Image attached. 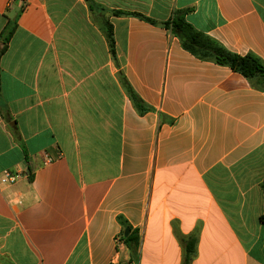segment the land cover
I'll return each mask as SVG.
<instances>
[{
  "label": "crops",
  "instance_id": "0c3cea01",
  "mask_svg": "<svg viewBox=\"0 0 264 264\" xmlns=\"http://www.w3.org/2000/svg\"><path fill=\"white\" fill-rule=\"evenodd\" d=\"M177 11L264 65V0H0V264H182L180 235L264 264V89L183 49Z\"/></svg>",
  "mask_w": 264,
  "mask_h": 264
},
{
  "label": "trees",
  "instance_id": "16d2710c",
  "mask_svg": "<svg viewBox=\"0 0 264 264\" xmlns=\"http://www.w3.org/2000/svg\"><path fill=\"white\" fill-rule=\"evenodd\" d=\"M27 1V0H22ZM118 15H135L141 17L147 21L153 22L149 18H146L139 14H128L125 12H115ZM185 11H177L172 19L165 23L170 27L173 34L180 40V43L186 51L190 52L195 57L202 60L214 61L219 65L230 67L233 71L241 73L251 82L256 84L257 87L264 89V65L254 57H240L236 54L228 52L217 42L207 37L203 33L198 32L190 25L185 18ZM17 19L8 20L4 30L0 34V61L2 56L8 50L10 41L12 40L14 33L17 29ZM106 36L110 45L111 53L116 60V48L115 39L113 33V27L110 23L105 26ZM124 87L129 91V94L134 99L136 104L142 108V104L138 97L134 94L127 79L123 74H120ZM13 133L16 141H20V137L16 127H13ZM262 191L264 195V181L262 182ZM260 221L264 223V211L260 217ZM137 234V233H136ZM128 247L131 249L134 256H137L135 247L139 245V238L132 234L125 239ZM180 242L183 246L184 260L182 264H191L192 257L196 252L197 237L195 235L182 236L180 235Z\"/></svg>",
  "mask_w": 264,
  "mask_h": 264
},
{
  "label": "built area",
  "instance_id": "2783aa9c",
  "mask_svg": "<svg viewBox=\"0 0 264 264\" xmlns=\"http://www.w3.org/2000/svg\"><path fill=\"white\" fill-rule=\"evenodd\" d=\"M43 158L45 164H50L56 160V158L53 157L48 151L43 152ZM22 177L23 174L21 172L5 170L0 174V182L4 185L14 184L17 183Z\"/></svg>",
  "mask_w": 264,
  "mask_h": 264
}]
</instances>
